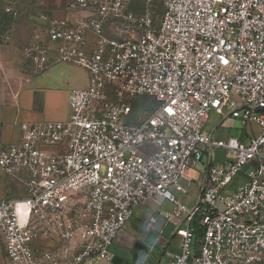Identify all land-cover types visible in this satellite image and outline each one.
I'll list each match as a JSON object with an SVG mask.
<instances>
[{
    "label": "built area",
    "instance_id": "2783aa9c",
    "mask_svg": "<svg viewBox=\"0 0 264 264\" xmlns=\"http://www.w3.org/2000/svg\"><path fill=\"white\" fill-rule=\"evenodd\" d=\"M7 1L4 10L16 19L20 2ZM138 1L140 13L129 9L131 0H71L91 17L68 27L41 16L47 43L22 47L35 72L53 52L55 62L87 71L88 86L69 92L67 120L21 123L20 140L0 145V174L27 175L25 199L0 201L8 264L108 260L136 207L157 199L174 206L165 217L183 220L180 252L160 264H264V0H163L159 20L154 0ZM106 22L120 24L121 37H107ZM145 96L157 106L133 123L131 101ZM224 107L242 126H257V135L213 140L204 121ZM207 148L230 161L208 170L188 207L174 191L185 192L180 180ZM251 161L258 164L246 181L231 188ZM193 221L203 230L199 239ZM39 237L58 246L37 253Z\"/></svg>",
    "mask_w": 264,
    "mask_h": 264
},
{
    "label": "crops",
    "instance_id": "0c3cea01",
    "mask_svg": "<svg viewBox=\"0 0 264 264\" xmlns=\"http://www.w3.org/2000/svg\"><path fill=\"white\" fill-rule=\"evenodd\" d=\"M132 1L129 3L130 10H132ZM19 2V16L13 19L4 10L8 6V1L0 0V78L5 77V74L10 73L11 70L18 71L17 75L20 72L22 77L24 68L18 64L19 61H22V57L28 61L22 53V47L25 44L39 41L47 43L44 33L46 23L40 19L41 16L67 21L66 25L70 27L71 23L76 24L93 14L92 10L72 7L71 0H19ZM103 32L109 38L121 37L123 28L118 23L106 22L103 25ZM94 41L93 34H87L89 50L93 49ZM31 67L32 74L29 72V76L22 77L24 80L20 78L10 87L9 93L15 95L14 98L7 104H2L0 101V145L2 146L20 140L19 125L21 123L67 120L69 92L72 89H85L88 86L86 71L78 69L80 67L72 64L55 62L53 52L50 54L48 66L43 71L35 72L32 65ZM59 72L62 73L65 80H69L71 87H64L62 91L56 87L47 89L38 80L39 75L42 80L45 77L49 80ZM83 74L86 76V81L81 80ZM203 129L215 141H225L235 137L245 143L251 136L258 133V128L254 124L242 126L238 119L232 117L229 107H224L221 113L211 112L204 121ZM228 161L230 158L224 150L205 149L202 160L193 163L180 180V185L185 189V192L174 191V196L184 205L193 206L208 182V170L211 167H222ZM257 164V161H251L244 169L248 171ZM247 171H242L230 187L234 188L245 182ZM2 176L10 178L14 182L19 181L23 187V180L27 177L25 172L16 173L13 176ZM2 185H0V201L21 200L15 199L16 195H10L9 197L12 199H5ZM74 197L80 198L79 195ZM173 209L172 203L159 199L147 200L137 206L132 217L126 221L111 244L110 258L100 261L98 264H160L169 261L180 252V239L176 235V230L183 223L182 219L165 217L166 214L172 213ZM151 217L155 218V222L150 229H147L146 224ZM0 244V257H3L8 264L1 238ZM80 244V239L75 236L70 242L72 252H77ZM56 246H58V242L55 238L45 237H39L34 245L37 253L53 249Z\"/></svg>",
    "mask_w": 264,
    "mask_h": 264
},
{
    "label": "rangeland",
    "instance_id": "374dc122",
    "mask_svg": "<svg viewBox=\"0 0 264 264\" xmlns=\"http://www.w3.org/2000/svg\"><path fill=\"white\" fill-rule=\"evenodd\" d=\"M132 6L131 9L133 12H141L143 5L141 2L139 3L138 0H133L132 1ZM153 12L156 20H159L161 15L163 14V0H154L153 2ZM19 66H21L23 69L24 74L22 75L23 78H25L24 75L29 76V72H33V70H30L31 64L22 57V61H19ZM32 68V67H31ZM27 69V72H26ZM81 69L82 68H78ZM83 71H85L83 69ZM18 71H10V73L5 74V77L0 78V101L2 104H7L14 98L15 95L10 94V87L13 86L16 83V80H20L21 75L18 73ZM87 76V81H88V73L87 71L85 72ZM32 74V73H31ZM62 73L59 72L58 74L53 75L52 78L49 80L43 78V80L39 77V81L42 82L44 85L43 87H47V89H54V87L58 88V90H63V88H68L71 87L69 80H65V77L61 75ZM86 76L83 74L81 80L86 81ZM18 78V79H17ZM22 78V79H23ZM24 80V79H23ZM19 83V81H18ZM20 85V84H19ZM36 102V101H33ZM131 105L133 107V118H136L133 123H137L139 120L145 118L148 114L153 112V110L156 108L155 103L150 97H136L131 101ZM20 127V125H19ZM247 171V169H244L243 172ZM238 177V176H237ZM3 185H2V184ZM0 185L3 187V193H4V198L5 199H12L9 197L10 195L14 196L16 195V198L19 199H24L26 197V193L24 190V187L22 186V183L19 181H13L12 179L8 177H3L0 175ZM1 187V186H0ZM21 197V198H20ZM78 197V195H77ZM0 249H1V244H0ZM0 264H6V261L3 259V257H0Z\"/></svg>",
    "mask_w": 264,
    "mask_h": 264
},
{
    "label": "trees",
    "instance_id": "16d2710c",
    "mask_svg": "<svg viewBox=\"0 0 264 264\" xmlns=\"http://www.w3.org/2000/svg\"><path fill=\"white\" fill-rule=\"evenodd\" d=\"M149 98V97H148ZM154 101L155 105H156V102L153 98H150ZM157 106V105H156ZM155 106V107H156ZM133 108V107H132ZM134 110V109H133ZM191 226L193 227L194 229V233H195V236H196V239H199L201 236H202V233H203V230L201 227L198 226L197 222L196 221H193L191 223Z\"/></svg>",
    "mask_w": 264,
    "mask_h": 264
}]
</instances>
